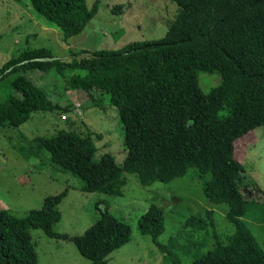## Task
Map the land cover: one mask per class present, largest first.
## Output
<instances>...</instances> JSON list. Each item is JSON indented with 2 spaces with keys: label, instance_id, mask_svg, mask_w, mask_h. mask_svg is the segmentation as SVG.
<instances>
[{
  "label": "trees",
  "instance_id": "1",
  "mask_svg": "<svg viewBox=\"0 0 264 264\" xmlns=\"http://www.w3.org/2000/svg\"><path fill=\"white\" fill-rule=\"evenodd\" d=\"M168 1L177 11L161 38L95 50L81 59L72 55L70 62L40 48L25 49L5 62L0 67V129L17 128L34 113L68 111L59 108L61 96L53 94L51 70L90 103L106 96L121 125L122 162L110 154L94 159L98 134L58 131L31 141L48 154L54 176L70 174L79 180V191L110 196L120 195L124 174L136 176L143 186L184 177L200 180L206 201L227 207L225 218L233 231L223 242L213 235L209 250H200L205 240L192 242L193 235L213 230L211 211L184 219L185 245L172 237L158 242L163 211L153 205L136 222L139 235L151 239L164 264H264V252L244 223L259 222L262 192L234 158V142L264 127V0ZM28 3L64 41L80 34L97 12V2L86 7L84 0ZM199 73L216 74L220 82L202 92ZM38 75L46 80L43 86L33 81ZM64 196L45 197L39 209L22 218L0 209V264H37L32 228L50 239L70 240L89 264H108L105 257L128 242L130 227L105 210L79 236L54 233L51 225L59 219L56 207Z\"/></svg>",
  "mask_w": 264,
  "mask_h": 264
},
{
  "label": "rangeland",
  "instance_id": "2",
  "mask_svg": "<svg viewBox=\"0 0 264 264\" xmlns=\"http://www.w3.org/2000/svg\"><path fill=\"white\" fill-rule=\"evenodd\" d=\"M86 7L97 2V12L80 34L62 40L60 31L32 12L28 0H0V67L25 49H45L54 58L70 62L88 57L92 51L115 49L129 42L163 37L166 24L177 11L168 0H84ZM118 10L116 13L113 11ZM55 82V97L61 96L58 106L68 111L34 113L17 128L0 129V209L22 218L29 211L41 207L47 196L65 192L57 205L58 221L51 225L56 234L79 236L106 211L130 227V239L109 253L108 264H164L163 255L148 236L139 235L138 218L150 205L163 211V232L157 241L166 244L176 238L185 245L186 229L183 221L194 214L211 211L214 223L205 232L193 235L196 244L206 241L200 250L215 245L233 231L227 222L225 205H212L203 195L200 180L184 177L169 183L154 182L148 186L139 183L134 175L124 174L125 185L119 196L103 193H84L78 190L80 182L70 174L52 172L53 164L41 149L31 146L34 138L51 137L58 131L75 132L80 137L86 131L101 136L94 159L110 154L117 164L125 155L122 130L115 108L108 105L106 96L90 103L79 90L67 89L62 78L51 70L47 73ZM34 82L43 86L46 80L35 76ZM216 74L199 73L197 85L202 92L217 86ZM59 93V94H58ZM44 150V149H43ZM45 151V150H44ZM234 158L242 164L248 180L261 195L258 198V223L244 220L255 241L264 252V127H257L234 142ZM213 231V233H212ZM35 244L37 264H89L82 258L70 240L50 239L39 228L29 229ZM189 235V234H188ZM181 264H187L185 260Z\"/></svg>",
  "mask_w": 264,
  "mask_h": 264
},
{
  "label": "water",
  "instance_id": "3",
  "mask_svg": "<svg viewBox=\"0 0 264 264\" xmlns=\"http://www.w3.org/2000/svg\"><path fill=\"white\" fill-rule=\"evenodd\" d=\"M50 59H44V60H42V61H49Z\"/></svg>",
  "mask_w": 264,
  "mask_h": 264
},
{
  "label": "clouds",
  "instance_id": "4",
  "mask_svg": "<svg viewBox=\"0 0 264 264\" xmlns=\"http://www.w3.org/2000/svg\"><path fill=\"white\" fill-rule=\"evenodd\" d=\"M50 161V160H49Z\"/></svg>",
  "mask_w": 264,
  "mask_h": 264
}]
</instances>
